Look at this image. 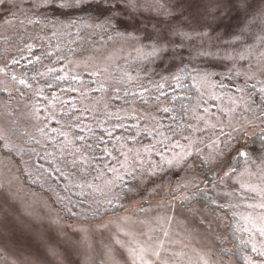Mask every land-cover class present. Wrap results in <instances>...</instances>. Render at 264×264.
I'll return each instance as SVG.
<instances>
[{"label": "rangeland", "instance_id": "rangeland-1", "mask_svg": "<svg viewBox=\"0 0 264 264\" xmlns=\"http://www.w3.org/2000/svg\"><path fill=\"white\" fill-rule=\"evenodd\" d=\"M140 3L139 30L121 24L115 34L108 32L109 38L102 30L111 27L95 24L104 23L95 0L82 8L44 7V0H5L0 5V264H237L220 251L233 250L226 234L228 216L200 204L183 207L179 199L186 193L173 197L180 188L203 183V162L216 182L214 204L226 212L239 211L247 235L245 263L264 264V168L229 173L248 116L240 89L264 85V0ZM68 10L95 15L72 24L66 20ZM157 22L170 43L166 52L149 55L153 41L145 33L154 32ZM73 30L84 34L65 40L62 35ZM68 42L74 44L64 51ZM50 52L61 62L67 96H47L32 79L55 68L56 63L45 61ZM29 61L36 62L32 74L21 68ZM184 69L193 74L196 87L188 113L193 122L173 140L155 131L158 112L165 108L158 95ZM75 77L79 84L72 82ZM126 101L130 103L122 104ZM119 124L134 129L111 152L122 153L119 165L90 172L91 161L75 145V134L81 135L78 142L94 145L101 140L99 129L110 133ZM141 134L147 138L142 140ZM49 138L59 140L53 143L57 171L65 172L68 189H83L104 201L130 174L124 209L94 223H83L82 214L68 221L49 196L28 186L23 174L43 180L29 164L30 151Z\"/></svg>", "mask_w": 264, "mask_h": 264}, {"label": "trees", "instance_id": "trees-1", "mask_svg": "<svg viewBox=\"0 0 264 264\" xmlns=\"http://www.w3.org/2000/svg\"><path fill=\"white\" fill-rule=\"evenodd\" d=\"M80 10L72 12L68 10L66 12V20L72 24H84L87 20H89L88 18H91L89 16L94 17L95 15V13L78 14ZM95 24L100 26L98 23ZM105 28L108 29V27ZM116 30L117 29L114 28H110V30L103 29L102 33L104 34H102V36L109 38L108 36L111 35L108 32L110 31L115 34ZM82 31L83 30H73L71 32L67 31L64 33L65 35L62 36L65 40L69 37L76 38L78 34H84ZM98 41L102 42L103 39H98ZM68 43V46L65 45L63 47L64 51H68L71 47L70 45L74 44L72 42ZM75 43H78V45H85L86 41L83 40L81 42L76 40ZM54 44L55 41L52 40L48 48L52 49ZM48 54L49 53L45 54V58L47 57L45 61L56 63L54 68L55 71L44 76L38 75L35 79H33V81L44 87L43 93L47 96H52L53 94H64L67 96L64 90L67 89L68 83L65 82L64 79H60L63 77L62 67H59L61 62L60 60L55 59V55L53 53H51L50 56ZM33 64L34 63H31L30 65L23 64L21 68L27 70L29 74H32L35 72L34 68L36 70V67ZM192 75L193 74L188 71V69L182 70V72H180L174 79V82L169 84L165 91H162L158 95L160 102L165 105V108L158 112V127L155 131H157V129L158 131H163L173 140L181 135H185L189 125L193 122L188 116L189 110L194 104L196 97V87L192 82ZM76 80L78 79L75 77L72 82L79 84ZM223 88L226 91L239 94L237 93L239 91L237 89L235 90L233 87L223 86ZM240 90L243 94L240 93L239 95H243L245 98V105L247 106L246 113L249 117L247 116L246 127L241 132V135L245 136L241 148L233 158H230L232 162L229 173L231 174L238 172L244 167H250L252 169L264 168V85L245 84ZM129 103L130 101H126V103L122 104ZM139 103L143 104L142 100H139ZM165 109H167V111H165ZM118 126L119 127H115L111 130L110 133L99 129V137L101 140H97L94 145L87 144L86 142L87 145L85 146L83 141L78 142L81 135L78 136L75 134V145L79 146L78 148L80 150H86L87 152L84 157L85 159L91 161L90 172H93L94 174L98 173V166L105 167L103 170H106V168L112 167L113 165H119L122 153L113 156L111 152L116 147L118 148L120 141H123L122 139L133 136L134 129L130 125L127 126L126 124H121V126L119 124ZM248 129L253 130V132L249 135L246 134ZM60 133L61 132H59V134ZM50 134V132H47L46 136L49 137ZM59 134L56 133V137ZM139 137L142 140L147 138L145 134H141ZM58 139L55 138L51 140L49 138L42 146L34 147L32 151H30L32 155L30 159L31 163L29 164L32 168H35L38 175L41 174L43 176V180H39L35 175H33V177H28L23 174L28 186L49 196L54 204V207L68 221H75L78 219V216L82 214L81 221L83 223H94L106 216L121 212L124 209L122 201L130 184V174H125L124 179L119 180L114 185L112 188V194L104 199V201H96V196H94V198H90L89 192L83 189L76 191H74L76 187L68 189L67 186L69 184L65 182V172L60 170L57 171L59 160L54 154L56 146L53 145V143L60 140ZM23 152L26 151L23 150ZM241 153L244 154L241 155ZM27 154L30 155L29 153ZM75 162L78 161L75 160ZM200 168L203 171V183L201 185L196 184L194 187L189 189L180 188V190L174 191L173 197L176 195L178 196L179 192H183L186 194L179 199V203L185 208L200 204L211 211H223L224 214L228 216L226 234L228 242L233 246V250L227 251L223 248L220 251L223 256L232 257L237 264H246L245 245L247 235L244 231L243 222L239 217V211L236 209L234 211L226 212L222 207L214 204L211 191L212 185L216 182L211 181L209 170L207 171V166L204 162L200 165ZM82 170L83 169H81V171ZM86 173L89 174L88 171H86Z\"/></svg>", "mask_w": 264, "mask_h": 264}, {"label": "snow or ice", "instance_id": "snow-or-ice-1", "mask_svg": "<svg viewBox=\"0 0 264 264\" xmlns=\"http://www.w3.org/2000/svg\"><path fill=\"white\" fill-rule=\"evenodd\" d=\"M93 0H73L71 4L67 2V0H44V4L41 6L44 7H59V8H68V7H75V8H82L86 4L92 3ZM97 6L102 9V15H104V23L100 25L101 27H111L114 29H119L121 24L131 25L133 30L138 31L139 27L137 26V21L141 20L140 12L141 9L144 7L140 0H95ZM5 0H0V5L4 4ZM162 6V5H161ZM170 16L171 13H168ZM157 24H153L154 32H146L145 35L149 40H152V52L149 55H159L163 52L168 50L167 45L170 41L165 37L164 31L157 27ZM140 27L147 28L146 23H142ZM177 35H186L184 33H176ZM160 45H164L161 47ZM29 51H32V46H28ZM49 56L51 53L48 54ZM40 58L37 57L36 61H39ZM19 61H14V63H18ZM29 63H35L33 61H29ZM3 71V69H0ZM35 71V68H34ZM55 69L49 68L48 73L54 72ZM40 76L47 75V73H37ZM36 77L33 76L32 79ZM11 79L16 80L15 76H12ZM60 79H64L61 77ZM20 84L25 85V79H20ZM27 86V85H26ZM39 91V90H38ZM55 99V97L53 98ZM167 111V109H165ZM5 148L9 151L8 146L5 145ZM244 153H241L243 155ZM261 235H264V229H261ZM253 251H257L255 247H253ZM143 249H141V253ZM260 255L264 256V252H261ZM138 258L143 261V256L139 255ZM143 264H147V261H143Z\"/></svg>", "mask_w": 264, "mask_h": 264}]
</instances>
